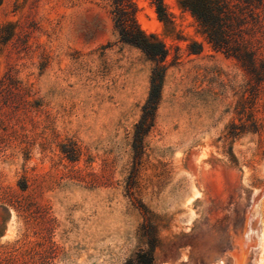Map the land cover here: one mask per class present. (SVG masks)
<instances>
[{
  "label": "rangeland",
  "instance_id": "rangeland-1",
  "mask_svg": "<svg viewBox=\"0 0 264 264\" xmlns=\"http://www.w3.org/2000/svg\"><path fill=\"white\" fill-rule=\"evenodd\" d=\"M136 1L169 67L139 162L133 134L154 63L120 40L109 0H0V27L15 35L0 46V76L11 70L33 95L29 113H10L18 138L0 155V193L12 189L32 205L33 226L0 207V246L39 249L51 226L55 264H125L148 249L149 217L156 264H235L239 240L245 264H264V91L255 103L245 71L208 43L183 0H166L167 22L150 0ZM242 126L245 134H232ZM55 139L76 143L79 162L63 160L48 143ZM73 167L104 186L70 180Z\"/></svg>",
  "mask_w": 264,
  "mask_h": 264
},
{
  "label": "trees",
  "instance_id": "trees-1",
  "mask_svg": "<svg viewBox=\"0 0 264 264\" xmlns=\"http://www.w3.org/2000/svg\"><path fill=\"white\" fill-rule=\"evenodd\" d=\"M109 2L114 28L120 40L139 49L154 63L149 95L133 134L134 159L139 162L144 154L145 140L155 125L162 102L169 68L166 64L168 49L162 41L154 35H147L142 29L138 21L139 6L136 0H109ZM150 2L160 20L165 22L170 20L166 0H150ZM181 4L197 20L208 43L215 50L234 58L245 71L247 92L256 103L264 91V0H183ZM14 37V33H8L5 27H0V46H6ZM197 47L198 45H193V48ZM32 99L31 90L27 89L11 70L0 76V155L5 157L11 148L10 143L18 138L15 131L17 124L14 123L19 118L9 117L10 113L16 116L29 113L28 106ZM35 103L37 108L43 107L42 99H37ZM244 126L239 128V132L232 134L235 136L245 134L247 129ZM251 127H255L256 132L260 128L255 121H252ZM232 129L237 130L235 126ZM48 143L56 146L63 160L72 164L79 162L78 147L73 141L63 142L55 139ZM48 150L51 149L43 148L44 152ZM22 151L25 160H31V153ZM70 173L72 175L67 178L83 182L89 189L104 186L100 176L93 171L83 176L79 169L73 167ZM30 181L31 179L23 178L18 183L22 193L30 188ZM0 207L7 212L14 209L22 215L28 214L26 217L28 225L33 220L32 205L12 189L0 193ZM145 216H148L147 213ZM30 226H33V223ZM52 234L53 228L47 226L40 243L37 244L39 249L27 250V243L20 240L14 244L0 246V264H55L59 250L53 242ZM142 235L147 241L148 249L140 250L125 264H156L155 252L160 242L156 226L149 217H146L142 226Z\"/></svg>",
  "mask_w": 264,
  "mask_h": 264
},
{
  "label": "bare ground",
  "instance_id": "bare-ground-1",
  "mask_svg": "<svg viewBox=\"0 0 264 264\" xmlns=\"http://www.w3.org/2000/svg\"><path fill=\"white\" fill-rule=\"evenodd\" d=\"M239 247H240L239 252L237 254H234L235 264H245L248 251H249L247 248L246 242L239 240Z\"/></svg>",
  "mask_w": 264,
  "mask_h": 264
}]
</instances>
